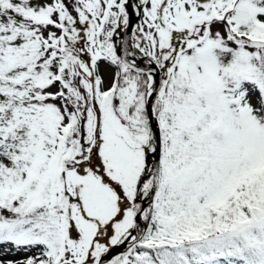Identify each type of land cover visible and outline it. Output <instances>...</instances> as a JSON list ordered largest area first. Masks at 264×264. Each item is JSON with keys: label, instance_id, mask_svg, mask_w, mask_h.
<instances>
[{"label": "snow or ice", "instance_id": "obj_1", "mask_svg": "<svg viewBox=\"0 0 264 264\" xmlns=\"http://www.w3.org/2000/svg\"><path fill=\"white\" fill-rule=\"evenodd\" d=\"M0 264H264V0H0Z\"/></svg>", "mask_w": 264, "mask_h": 264}]
</instances>
